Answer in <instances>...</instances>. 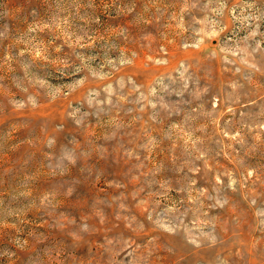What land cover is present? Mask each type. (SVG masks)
<instances>
[{
    "label": "rangeland",
    "instance_id": "obj_1",
    "mask_svg": "<svg viewBox=\"0 0 264 264\" xmlns=\"http://www.w3.org/2000/svg\"><path fill=\"white\" fill-rule=\"evenodd\" d=\"M0 264H264V0H0Z\"/></svg>",
    "mask_w": 264,
    "mask_h": 264
}]
</instances>
